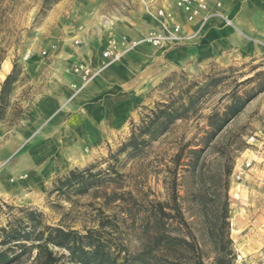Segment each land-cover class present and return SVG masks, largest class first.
Listing matches in <instances>:
<instances>
[{"label":"rangeland","instance_id":"1","mask_svg":"<svg viewBox=\"0 0 264 264\" xmlns=\"http://www.w3.org/2000/svg\"><path fill=\"white\" fill-rule=\"evenodd\" d=\"M85 1L0 0V89L11 75L0 101V148L25 126L44 85L34 76L35 58L62 49L53 40L70 35ZM234 102L242 108L227 117ZM167 106L179 118L169 121ZM87 145L69 169L0 193V240L9 224L31 231L34 211L44 224L96 230L114 255L120 241L119 262L128 254L164 262L168 256L149 244L159 231L179 252L173 264L198 254L202 264H264V58L185 64L152 87L114 135ZM11 159L0 156V176ZM71 170L80 171L86 190ZM178 238L190 242L189 251ZM53 250L64 254L61 264H77L66 250ZM35 253L12 264H31Z\"/></svg>","mask_w":264,"mask_h":264},{"label":"crops","instance_id":"2","mask_svg":"<svg viewBox=\"0 0 264 264\" xmlns=\"http://www.w3.org/2000/svg\"><path fill=\"white\" fill-rule=\"evenodd\" d=\"M175 1H85L70 35L53 40L58 46L63 44L62 49L53 51L47 60L40 57L33 62L34 76L44 85L25 116V126L17 128L16 135L0 148L1 157H12L0 183L9 177L16 179L13 184L0 185V193L43 183L59 168L69 169L87 144L114 135L136 103L185 64L264 58V0H207L211 16L196 40L170 47L139 44L121 60L104 65L101 52L108 40H137L158 28L161 20L154 13L161 7L175 14L183 31L189 30ZM89 12L94 14L90 17ZM79 63L99 72L84 83L71 70Z\"/></svg>","mask_w":264,"mask_h":264},{"label":"trees","instance_id":"3","mask_svg":"<svg viewBox=\"0 0 264 264\" xmlns=\"http://www.w3.org/2000/svg\"><path fill=\"white\" fill-rule=\"evenodd\" d=\"M11 75H7L2 83L0 89V101L3 100L4 95L9 91L8 84L10 82ZM242 108V103L234 102L227 109V117L233 116L239 112ZM167 109L169 121L175 118H179L176 114L175 108ZM178 109V108H177ZM178 111V110H177ZM150 121L149 124H151ZM220 125L217 127L219 128ZM79 170H71L69 172L70 177L76 178L80 183L79 190H86L87 184L80 175ZM30 211L28 215L34 221L31 231L21 232V229L15 224H9L7 227L1 229L0 244L4 247L0 248V264H12L14 261L19 260L21 255L25 252H32L35 250V256L31 264H58L64 257V254L57 255L53 248H61L68 252L70 260L77 264H144L146 260L141 258V254H128L121 258L119 262L117 260L122 249H124L121 242H116V255L112 253L110 244L102 238V236L93 229H88L84 234L79 233L77 230L64 229L59 226H51L40 222L38 216L41 214ZM33 237V238H29ZM166 236L154 232L150 236L149 244L157 246V249L163 251L168 257L164 262L160 264H173L179 259L178 250L173 248V239L164 240ZM169 237H166V239ZM31 239V241H29ZM186 247L190 246V242L185 238H178ZM160 243V244H159ZM163 244L162 247L160 245ZM19 250V251H18ZM189 251V249H188ZM61 264V262L59 263ZM189 264V263H187ZM190 264H202L201 256L198 254L197 259Z\"/></svg>","mask_w":264,"mask_h":264},{"label":"built area","instance_id":"4","mask_svg":"<svg viewBox=\"0 0 264 264\" xmlns=\"http://www.w3.org/2000/svg\"><path fill=\"white\" fill-rule=\"evenodd\" d=\"M175 6L183 13L186 23L190 26L189 30L183 31V25L175 18V14L171 10L161 7L154 13V16L161 20L158 28L151 29L137 40H126V37H122L121 41L115 38L108 40L107 46L101 52L105 60L104 65L121 60L123 54L139 44L149 43L155 47H170L187 44L199 38L211 16L208 11L207 0H176ZM74 43H78V40H74ZM71 70L79 74L84 83L91 80L99 72V69L96 70L83 63L73 65ZM248 165L247 162L246 166ZM242 173L243 171L239 169L236 172V177L240 178Z\"/></svg>","mask_w":264,"mask_h":264},{"label":"bare ground","instance_id":"5","mask_svg":"<svg viewBox=\"0 0 264 264\" xmlns=\"http://www.w3.org/2000/svg\"><path fill=\"white\" fill-rule=\"evenodd\" d=\"M8 194H5V196H7Z\"/></svg>","mask_w":264,"mask_h":264}]
</instances>
